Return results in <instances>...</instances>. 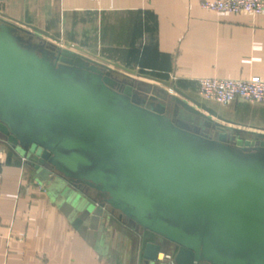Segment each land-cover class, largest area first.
Wrapping results in <instances>:
<instances>
[{
  "label": "water",
  "instance_id": "obj_1",
  "mask_svg": "<svg viewBox=\"0 0 264 264\" xmlns=\"http://www.w3.org/2000/svg\"><path fill=\"white\" fill-rule=\"evenodd\" d=\"M34 32L55 39L0 18V138L38 177L93 192L83 219L108 206L156 234L143 236L149 264H170L162 241L177 264H264V132L223 125L168 81Z\"/></svg>",
  "mask_w": 264,
  "mask_h": 264
},
{
  "label": "crops",
  "instance_id": "obj_2",
  "mask_svg": "<svg viewBox=\"0 0 264 264\" xmlns=\"http://www.w3.org/2000/svg\"><path fill=\"white\" fill-rule=\"evenodd\" d=\"M201 1L0 0V18L38 27L55 39L35 35L64 49L168 81L165 89L178 95L176 86L201 101L217 117L194 107L223 125L264 132V104L206 100L199 84L202 77L264 79V13H218ZM32 41L40 43L36 36ZM94 196L57 178L40 179L27 158L0 138V264H149L143 236L160 238L108 206L97 220L83 219ZM162 242L160 256L174 253L173 243Z\"/></svg>",
  "mask_w": 264,
  "mask_h": 264
},
{
  "label": "built area",
  "instance_id": "obj_3",
  "mask_svg": "<svg viewBox=\"0 0 264 264\" xmlns=\"http://www.w3.org/2000/svg\"><path fill=\"white\" fill-rule=\"evenodd\" d=\"M200 5L218 13H264V0H202ZM199 84L200 95L206 100H214L224 105L236 100L264 104V79L261 77H202ZM160 258L168 260L170 264H177L171 255H161Z\"/></svg>",
  "mask_w": 264,
  "mask_h": 264
},
{
  "label": "flooded vegetation",
  "instance_id": "obj_4",
  "mask_svg": "<svg viewBox=\"0 0 264 264\" xmlns=\"http://www.w3.org/2000/svg\"><path fill=\"white\" fill-rule=\"evenodd\" d=\"M24 35V34H23ZM22 35V36H23ZM22 42L25 44V45H27V46H29V45H31L32 43H31V40L30 39H28L27 37H25V36H23V40H22ZM32 47H34V48H36V50L37 51H39V47H36V44L33 42V44H32Z\"/></svg>",
  "mask_w": 264,
  "mask_h": 264
},
{
  "label": "rangeland",
  "instance_id": "obj_5",
  "mask_svg": "<svg viewBox=\"0 0 264 264\" xmlns=\"http://www.w3.org/2000/svg\"><path fill=\"white\" fill-rule=\"evenodd\" d=\"M23 155V154H22ZM82 188V187H81ZM82 190V189H81Z\"/></svg>",
  "mask_w": 264,
  "mask_h": 264
}]
</instances>
